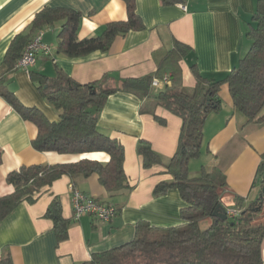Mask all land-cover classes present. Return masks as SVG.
<instances>
[{
  "label": "crops",
  "instance_id": "obj_1",
  "mask_svg": "<svg viewBox=\"0 0 264 264\" xmlns=\"http://www.w3.org/2000/svg\"><path fill=\"white\" fill-rule=\"evenodd\" d=\"M257 2L189 0L186 11H182L161 0H135V12L143 29L117 37L107 53L95 52L78 59L56 52L61 28L58 23L38 31L37 34H42V42L53 50L50 56L37 55L29 71L53 77L58 67L80 84L92 83L108 75L119 85L123 80L155 73L158 62L172 49L174 42H179L190 48V53L179 63L182 87L192 89L195 86L189 69L191 65H196L204 78L222 80L249 48L245 29ZM44 7L79 12V40L100 36L109 23L126 21L127 12L122 0H0V79H4L3 86L22 106L37 109L49 122H56L57 112L41 96L28 72L14 69L2 74L3 59L11 41L23 31V34L28 32L34 15ZM166 75L169 76L165 73L162 77ZM218 97L221 108L207 117L202 156L196 166L189 163V172L190 176H196L202 167L221 170L226 182L221 206L236 209L235 197L242 199L244 206L259 197L257 170L264 160V122L248 123L237 113L227 85L220 88ZM153 114L165 123L160 124ZM98 129L123 146V169L130 192L110 199L96 174L86 179L78 178L74 188L101 203L116 205V216L109 223L90 216L74 221L70 193L73 183L69 177L62 176L34 194L32 203L19 204L0 223V258L2 252L7 251L12 264H81L89 261L93 254L132 241L139 222L155 228L182 224L179 213L184 203L176 190L159 197L152 195L156 185L171 180L165 166L155 165L146 170L136 153L138 140H144L164 163L167 162L176 152L181 120L162 108L153 107L148 99L116 92L104 103ZM36 135L37 127L0 97V197L13 192L6 176L21 166L74 163L81 158L105 163L108 159L101 153L81 157L40 153L31 145ZM54 198L59 199L62 216L69 222L68 239L60 243L52 222L44 217ZM261 259L264 264V240Z\"/></svg>",
  "mask_w": 264,
  "mask_h": 264
},
{
  "label": "trees",
  "instance_id": "obj_2",
  "mask_svg": "<svg viewBox=\"0 0 264 264\" xmlns=\"http://www.w3.org/2000/svg\"><path fill=\"white\" fill-rule=\"evenodd\" d=\"M122 1L127 20L109 23L100 36L84 40L77 38L81 21L79 12L68 8H42L34 15L28 32L23 34V31L11 41L3 59L2 74L15 69L23 49L39 30L58 23L61 24L57 35L58 54L78 59L95 52L107 53L117 37L144 27L135 12V0ZM161 1L173 5L185 3V0ZM245 37L249 41L246 54L222 80L204 78L196 65H191L189 69L195 80L192 89L182 87L179 63L190 53V48L179 42H174L172 49L158 62L155 73L126 79L119 85H115L108 75L92 83L80 84L58 67H55L53 77L29 71L32 83L57 112L56 122H49L37 109L22 106L3 86L4 79H0V97L22 118L37 127V135L31 142L35 151L78 157L101 153L108 158L105 163L81 158L74 163L21 166L10 172L6 182L13 187V192L0 197V223L19 204L24 201L32 203L34 194L62 176L69 177L75 187L78 178L86 179L96 174L110 199L130 192L123 169V146L98 129V117L106 99L116 92H127L148 99L153 107L162 108L181 120L177 149L167 162L164 163L144 140H138L136 153L146 170L155 165L165 166L171 180L156 185L152 195L159 197L176 190L184 203L179 213L182 224L155 228L146 222H139L132 241L93 254L89 261L81 264H263L261 244L264 240V222H256V217L264 212L261 192L264 160L257 170L258 199L244 206L242 199L235 197L238 216L225 221L212 216L217 206L222 205V191L226 188L222 171L202 167L196 176H190L189 172V163L202 156L205 121L211 113L221 108L218 93L223 85L228 87L234 109L248 123L264 122V0L256 3L250 22L246 24ZM165 73L170 76L171 86L153 93V78L162 77ZM154 118L160 124L165 123L162 119ZM1 155L0 151V162ZM107 204L113 206L117 214L116 205ZM44 217L52 222L57 242L66 241L69 222L62 216L59 199L51 201ZM203 224L205 227H202ZM0 264H12L7 251L2 252Z\"/></svg>",
  "mask_w": 264,
  "mask_h": 264
},
{
  "label": "built area",
  "instance_id": "obj_3",
  "mask_svg": "<svg viewBox=\"0 0 264 264\" xmlns=\"http://www.w3.org/2000/svg\"><path fill=\"white\" fill-rule=\"evenodd\" d=\"M177 4L176 6L186 11V2ZM42 34H37L23 49L20 58L16 61L14 68L24 70L29 73V69L35 64L36 56L42 54L50 56L52 48L44 44L41 40ZM171 86L170 76L166 75L161 79L153 78L151 82V90L153 93L160 92L166 87ZM71 205L73 209V220L79 221L82 217L90 216L100 222L109 223L116 216L115 208L107 203H101L96 199L81 193L73 186L70 187ZM239 210L226 209L227 218L233 219L238 216Z\"/></svg>",
  "mask_w": 264,
  "mask_h": 264
},
{
  "label": "water",
  "instance_id": "obj_4",
  "mask_svg": "<svg viewBox=\"0 0 264 264\" xmlns=\"http://www.w3.org/2000/svg\"><path fill=\"white\" fill-rule=\"evenodd\" d=\"M261 182H262V189H261V192H262V195L264 196V175L261 179ZM213 217H216V218H219L223 221H225L227 219V215H226V210L221 206V205H218L217 208L215 209L213 215Z\"/></svg>",
  "mask_w": 264,
  "mask_h": 264
},
{
  "label": "rangeland",
  "instance_id": "obj_5",
  "mask_svg": "<svg viewBox=\"0 0 264 264\" xmlns=\"http://www.w3.org/2000/svg\"><path fill=\"white\" fill-rule=\"evenodd\" d=\"M200 159L197 160H193L191 161V163H193V167L194 165L196 166L198 164ZM256 222H264V212L260 213L257 217H256ZM202 227H205V224H203Z\"/></svg>",
  "mask_w": 264,
  "mask_h": 264
}]
</instances>
